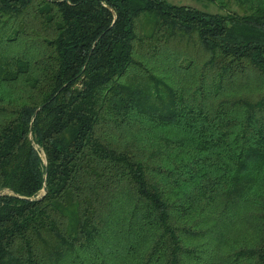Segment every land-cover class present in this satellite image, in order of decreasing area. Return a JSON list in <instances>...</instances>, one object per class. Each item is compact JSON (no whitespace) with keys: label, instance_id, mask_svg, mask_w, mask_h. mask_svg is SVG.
Returning a JSON list of instances; mask_svg holds the SVG:
<instances>
[{"label":"trees","instance_id":"1","mask_svg":"<svg viewBox=\"0 0 264 264\" xmlns=\"http://www.w3.org/2000/svg\"><path fill=\"white\" fill-rule=\"evenodd\" d=\"M205 1L0 0V264H264V0Z\"/></svg>","mask_w":264,"mask_h":264},{"label":"rangeland","instance_id":"2","mask_svg":"<svg viewBox=\"0 0 264 264\" xmlns=\"http://www.w3.org/2000/svg\"><path fill=\"white\" fill-rule=\"evenodd\" d=\"M167 2L171 3V4H175V5H189V6H193L199 9H210L209 11H216V7L215 6H211V4L207 5V1L205 0H166ZM205 8V9H204ZM7 191H4V193ZM3 193V192H2Z\"/></svg>","mask_w":264,"mask_h":264},{"label":"water","instance_id":"3","mask_svg":"<svg viewBox=\"0 0 264 264\" xmlns=\"http://www.w3.org/2000/svg\"><path fill=\"white\" fill-rule=\"evenodd\" d=\"M6 193V192H5ZM4 192L3 193H0V197L5 194ZM43 193H45V190H43Z\"/></svg>","mask_w":264,"mask_h":264}]
</instances>
